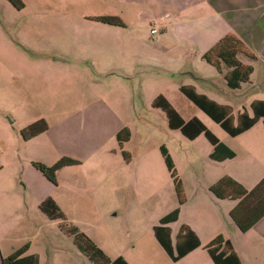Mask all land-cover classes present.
I'll return each instance as SVG.
<instances>
[{
	"label": "rangeland",
	"instance_id": "obj_1",
	"mask_svg": "<svg viewBox=\"0 0 264 264\" xmlns=\"http://www.w3.org/2000/svg\"><path fill=\"white\" fill-rule=\"evenodd\" d=\"M13 1L0 0V262L24 249L22 255L36 254L39 264H94L61 230V219L41 211L50 197L67 224L110 257L122 251L133 264H184L157 242L154 226L179 207V219L170 224L174 255L183 222L203 226L205 241L207 221L197 209L214 198L205 185L235 161L212 160L204 133L189 138L171 128L152 102L163 95L184 121L196 117L230 142L179 86L193 84L199 93L250 111L249 97L264 93V62L240 55L259 76L232 89L194 55L187 39L202 22L197 18L209 13L206 0ZM38 120L47 129L24 140L21 129ZM124 126L130 136L120 145L115 134ZM162 145L183 185L181 205ZM63 158L74 163L57 169L55 182L34 165ZM222 204L214 205L219 213ZM220 224L226 232L239 230L228 213ZM252 258L264 264V250Z\"/></svg>",
	"mask_w": 264,
	"mask_h": 264
},
{
	"label": "trees",
	"instance_id": "obj_2",
	"mask_svg": "<svg viewBox=\"0 0 264 264\" xmlns=\"http://www.w3.org/2000/svg\"><path fill=\"white\" fill-rule=\"evenodd\" d=\"M238 53H245L251 57L254 56L239 37L233 33H227L202 54V59L218 70H220L222 63L229 67L230 69L224 74V78L227 86L235 89L239 87L241 82L248 81L252 73V66L241 62L237 57ZM179 89L190 101L231 135H237L248 129L259 117H263L264 123V107L259 109L258 105H256L258 103L264 105L263 100H256L252 103L253 117H249L247 113L243 112L239 116L238 123L233 125L230 106L219 104L208 98L205 94L197 93L195 87L192 85H181ZM152 105L163 109L168 117L169 126L171 128H179L187 137L195 138L200 133H204L213 146V151L209 155L211 159L222 161L227 158H232L235 155L199 119L193 117L188 121H184L163 95H158L153 100ZM46 129L47 124L43 120H38L21 129L20 133L24 140H28ZM129 136L130 130L127 126L122 127L115 134V138L120 145L127 141ZM160 150L164 156L166 166L170 171L178 203L181 205L185 202L182 182L175 172L171 157L165 146L162 145ZM123 156L127 161L129 160V153L127 151H123ZM70 163H74V160L63 158L52 166H46L41 163H34V165L42 170L45 177L55 182L56 170ZM209 190L220 199H242L230 211V217L243 232L249 230L264 215V177L250 191H247L239 182L225 175L211 185ZM39 207L50 219H61L59 223L61 230L67 235L72 236L73 243L94 264H128L122 256L112 259L88 235L80 231L76 225H68L52 198L47 197L39 204ZM178 214L179 207H176L159 219V225L154 226L156 239L174 261H177L188 251L199 245L198 237L188 226L184 225L178 233L179 239L177 241V244L179 243L181 248L184 246V249L177 247V254L174 255L171 247V229L169 226H165V224L175 221L178 218ZM183 231L185 232L183 233ZM223 243L224 247L228 245L227 240L225 241L221 235H217L206 246L215 264H224L223 256L225 253L222 251L218 252L219 246ZM23 251L24 249L16 251L5 260H2L0 264H39V259L36 254L22 255Z\"/></svg>",
	"mask_w": 264,
	"mask_h": 264
},
{
	"label": "crops",
	"instance_id": "obj_3",
	"mask_svg": "<svg viewBox=\"0 0 264 264\" xmlns=\"http://www.w3.org/2000/svg\"><path fill=\"white\" fill-rule=\"evenodd\" d=\"M206 1V8L209 13L203 15L200 18H197V21L202 22L195 26L196 34L188 36L187 39L189 49L194 53V55L202 59V54L206 50H208L214 43H216L222 36L227 33H233L243 41L246 48L254 55L253 57H251L246 55L245 53H238L237 57L240 61L241 59L239 58V56L243 55L250 60H257L258 58H260L264 62V0ZM245 64H249L252 66V73L250 74L248 81L241 82L239 87L235 89H242L243 87L248 86L256 79H258L259 75L255 67L251 63ZM214 69L216 68L214 67ZM229 69V67L222 63L220 70L216 69V71H218V73L221 74L224 78V74ZM184 85L194 86L193 84ZM207 97L219 104L230 106L231 114L233 116V125H236L238 123L239 116L243 112L247 113L249 117H253L254 115L253 109L249 111L243 104L241 105L240 109L239 107H234L229 103H223L209 96ZM249 99L250 106L256 100L264 101V93H261V95H259L258 93L254 94L252 95V97H249ZM256 105H258L259 109H261V107H264V105L259 103ZM259 123H261L264 130L263 117H259L253 123V125L237 135H231L224 130L229 136L230 142L225 138L217 137L220 142L225 144L235 153L232 158H227L218 162H235L229 165L230 168L226 173H220L211 177V180H209L205 185L208 189L219 178L228 175L239 182L244 188L247 189V191H250L262 179V177H264V131H262V128L258 127ZM256 128L257 130H254ZM32 138L28 139V141H30ZM212 151L213 146L211 145L210 153ZM255 154L257 155L255 156ZM212 195L214 198L207 200L206 203L202 204V206L197 209L198 213H203V219L207 221V236L209 237H207V239L203 241L201 232H203L204 227L199 225L195 219L194 222H196V225L190 222L181 223L174 236V245L176 247V250L177 247H180V249H184V246H182L181 248V246H179V243L177 244V241L179 239L178 233L184 225L188 226L195 233V235L199 239V245L194 249L188 251L179 260L185 261L184 264H215L206 248L202 250L198 249L208 241L214 239L217 235H221L223 239L225 241L227 240L228 242V245L225 247L224 243L220 245L218 250V252L222 251L223 253H225L223 256L224 264H253L251 260L247 259H254L252 258V254L258 253L260 250H264V215L249 230L245 232L241 231L240 229L226 232L220 224L221 215H223V217L225 213H228L230 215V211L235 206H237L242 199H220L217 198L213 193ZM215 197L217 198V200H214L216 199ZM213 201L219 202H217L216 204H211ZM221 203H223L222 205L225 210L219 213L214 209V205H221ZM180 214L181 210L179 209L178 218L173 222H176L179 219ZM173 222L165 224V226H169L171 229L170 238L172 250L173 241L172 228L170 224ZM184 232L185 231H183V233ZM102 249L105 251L104 248ZM118 256H122L128 262V264H133V262L122 251H119L114 255L113 258H111L114 259Z\"/></svg>",
	"mask_w": 264,
	"mask_h": 264
},
{
	"label": "water",
	"instance_id": "obj_4",
	"mask_svg": "<svg viewBox=\"0 0 264 264\" xmlns=\"http://www.w3.org/2000/svg\"><path fill=\"white\" fill-rule=\"evenodd\" d=\"M263 57H264V52H263Z\"/></svg>",
	"mask_w": 264,
	"mask_h": 264
},
{
	"label": "built area",
	"instance_id": "obj_5",
	"mask_svg": "<svg viewBox=\"0 0 264 264\" xmlns=\"http://www.w3.org/2000/svg\"><path fill=\"white\" fill-rule=\"evenodd\" d=\"M152 31H154V29Z\"/></svg>",
	"mask_w": 264,
	"mask_h": 264
}]
</instances>
